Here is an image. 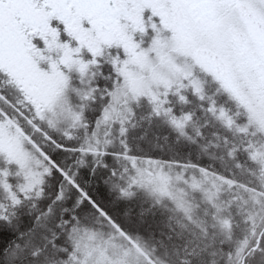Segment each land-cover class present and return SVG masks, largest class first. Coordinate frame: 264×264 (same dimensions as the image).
Here are the masks:
<instances>
[{
    "label": "rangeland",
    "instance_id": "obj_1",
    "mask_svg": "<svg viewBox=\"0 0 264 264\" xmlns=\"http://www.w3.org/2000/svg\"><path fill=\"white\" fill-rule=\"evenodd\" d=\"M187 8L185 34L180 44H170L167 49L160 44H142L140 50L144 55H129L124 59L105 55L103 67L94 60L87 61L83 72L74 69L70 74L53 115L72 117L83 95L103 102L104 98L98 100V97L103 96L104 88H110L112 94L105 101V108H109L103 113V122L120 115L118 105L126 113L130 103L144 99L158 115L174 123L175 116L163 108L159 111L156 105L161 95L181 93L183 98L179 100L183 103L186 90L192 88L201 100L215 97L214 104L224 113L220 114V121H227L226 125L232 128H228V142L234 143L228 147L234 152L235 165L238 163L239 169L245 167V172H233L235 181L228 182L230 190L231 185L239 184L240 195L224 200L227 197L224 190H229L225 181L189 167L136 161L131 164L132 177L135 186L150 193L154 200L167 203L166 206L171 203L170 211L180 213L185 230L189 225L199 226L196 243L197 247L201 245L199 250L204 245H214L213 259L220 257L221 262L240 264L241 252L254 245L264 227V0H189ZM113 75L111 83L107 78ZM92 88L96 94L89 95ZM8 93L12 94L8 101L17 103L16 92ZM68 101L72 102L70 111L66 112L64 106ZM183 116L185 122L187 114ZM219 151H226V147ZM232 165L229 163L228 167ZM14 175L15 171L10 170L8 178ZM225 203L233 207H225ZM89 216L88 223L77 228L78 237L80 245H100L97 251L100 264H169L171 257L165 251L166 245H150V248L137 242L143 239L141 236L146 237L141 232L147 231L129 226V231L135 230L140 235L131 242L124 235V238L116 237V230L97 213ZM143 216L137 217L138 226L146 225ZM168 221L152 222L158 236L167 237L163 231L171 232ZM208 226L214 228L209 237ZM233 230L243 245H221L225 234ZM108 233L111 235L107 239Z\"/></svg>",
    "mask_w": 264,
    "mask_h": 264
},
{
    "label": "trees",
    "instance_id": "obj_2",
    "mask_svg": "<svg viewBox=\"0 0 264 264\" xmlns=\"http://www.w3.org/2000/svg\"><path fill=\"white\" fill-rule=\"evenodd\" d=\"M107 79L113 83L114 75ZM104 89L101 91L103 96L98 97V100L104 98L103 102L90 100L87 94L86 97L83 95V99L81 98V102L78 103L80 105L77 104L78 110L72 117L53 115L57 110L55 107L46 115V126L57 139L66 140L70 137V143L74 145L114 157L116 167L114 178L104 181L103 187L102 178L106 173L100 171L92 173L90 165L88 168H69L70 175L75 173L74 181L86 193L96 197L100 206L111 216L127 240L132 242L140 238L135 230L129 231V226H134L140 227L144 232L147 231V233L140 231L146 236L137 239L140 245H166L165 251L171 257L168 258L169 264H238L226 263L225 260L221 262L220 257L213 259L211 253L215 251L214 245H204L203 250H199L201 245L198 247L196 245L200 237L199 226L189 225L185 230L186 224L183 223L184 220L181 221L180 213L175 212V215L174 211H170L171 203L166 206L167 203L157 202L154 196L149 195L150 193L138 189L134 184L135 177H132L131 164L136 161L189 167L213 174L225 181L229 190H224L227 194L224 200H231L235 194L240 195L242 191L239 184L236 187L231 185L230 190L228 182L235 181L233 172H245V167L239 169L238 163L235 165L234 152L228 147L234 143L228 142L229 129L232 128L226 125L227 121H220L219 116L224 113H221L220 108L214 104L213 100L216 98L206 97L201 100L192 88L186 90V99L183 103L179 100L183 98L181 93L170 92L161 95L156 105L159 111L163 108L165 112L168 111L175 116L174 123L167 117L158 115L149 103L145 104L144 99L130 103L126 113L118 105L116 108L120 115H113L108 121L103 122L105 121L102 120L103 113L109 108V106L105 108V101L112 94L110 88ZM95 91L92 88L88 94L93 95ZM205 93L204 91L203 94ZM5 95L11 98L12 94L6 92ZM10 102L16 104L15 100ZM71 102L68 101V105L64 106L66 112L70 111ZM0 107L8 108V104L0 103ZM183 114H187L188 117L185 122ZM178 123L180 124L177 125ZM222 146L226 147V151H219ZM55 158L60 160L62 154H55ZM67 163L70 164L71 161ZM229 163L234 165L228 167ZM8 179L13 185L12 191L17 192L18 178L14 175ZM58 182L59 178L50 181L49 186L46 185L39 197L34 193L27 199L20 196L21 202L18 205H13L8 193L0 189V213L12 219L11 227L0 224V264L101 263L97 255L100 245H80L77 229L88 223L89 215L96 212L91 208L81 211L75 208L74 201L78 194L74 190L71 197L66 195L65 199L57 201ZM69 188L70 186L65 185L66 194ZM97 188H101L100 195L96 193ZM140 214H144L146 225L138 226L136 219L141 216ZM76 216H79L78 220H75ZM69 217L73 218L75 223L66 230L65 224ZM165 219L171 224V232L168 234V230L163 231L167 237H160L156 233L154 223ZM107 224L116 230L114 234L116 237L117 235L123 237L117 228L111 226V222L107 221ZM208 229L210 231L207 237L210 234L212 236L214 231V228L209 226ZM21 233L22 238H18ZM158 233L161 234L159 229ZM110 235L108 233L107 239ZM12 241L14 243L4 258L3 250ZM261 242L264 244V234ZM15 244H19V247H15ZM183 249L185 252H182ZM249 252L245 264H264V245H259L255 251ZM172 253L176 255L172 256Z\"/></svg>",
    "mask_w": 264,
    "mask_h": 264
},
{
    "label": "snow or ice",
    "instance_id": "obj_3",
    "mask_svg": "<svg viewBox=\"0 0 264 264\" xmlns=\"http://www.w3.org/2000/svg\"><path fill=\"white\" fill-rule=\"evenodd\" d=\"M188 0H0V189L13 205L34 193L39 197L59 178L56 200L78 194L74 207L91 208L111 226L122 230L95 196L74 181L69 168L91 166V172L114 178V157L57 139L46 126V115L59 101L74 69L83 72L87 61L105 66L104 56L124 59L144 55L141 45L165 49L184 39ZM107 66L111 67L110 64ZM16 92L17 103L8 101ZM9 108L11 110H9ZM55 154H62L58 160ZM71 161L70 164L67 162ZM15 170L17 192L8 182ZM65 185L70 186L67 194ZM100 195L101 188H97ZM103 198V197H101ZM76 216L75 220H78ZM69 217L65 229L75 223ZM0 224L12 219L0 213ZM21 233L18 238H22ZM3 250L7 257L9 247ZM19 247V244H15Z\"/></svg>",
    "mask_w": 264,
    "mask_h": 264
},
{
    "label": "flooded vegetation",
    "instance_id": "obj_4",
    "mask_svg": "<svg viewBox=\"0 0 264 264\" xmlns=\"http://www.w3.org/2000/svg\"><path fill=\"white\" fill-rule=\"evenodd\" d=\"M202 5H200V6H202ZM228 6H231V5L228 4ZM227 10H230V8H227ZM263 22H264V20H263ZM223 205L226 206V207H228V206L229 207H233L232 204L226 205V203H225ZM238 224H241V222H239ZM237 229H238V225H237ZM262 229H264V227ZM262 229H261V231H262ZM261 231L259 232L258 236L260 235ZM235 234L236 233H235L234 230L233 231H229L228 233H226L225 236H224L225 239H224L223 243H221V245H243L242 242L240 241V238H236L237 236ZM263 234H264V230H263V232L261 234V237H260L259 242L261 241V239L263 237ZM258 236L256 237V241H257ZM256 241H255L254 245H259L260 243L257 244ZM245 245H249V244H245ZM261 245H263V244H261ZM253 246H251L249 249L248 248L244 249L245 251H243V253L241 252V254H240L241 255V257H240V264H241L242 260L244 261V264H245V261H246V258H247V254L250 253L249 252L250 249H251V251H253L252 250Z\"/></svg>",
    "mask_w": 264,
    "mask_h": 264
},
{
    "label": "water",
    "instance_id": "obj_5",
    "mask_svg": "<svg viewBox=\"0 0 264 264\" xmlns=\"http://www.w3.org/2000/svg\"><path fill=\"white\" fill-rule=\"evenodd\" d=\"M263 230H264V229H262L260 235H259L258 238H257V241H256L257 244L259 243V240H260V237H261V234H262ZM257 246H258V245H255V246L253 247V250H255V249L257 248ZM241 264H244V261H243V260H242Z\"/></svg>",
    "mask_w": 264,
    "mask_h": 264
}]
</instances>
